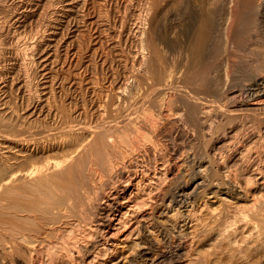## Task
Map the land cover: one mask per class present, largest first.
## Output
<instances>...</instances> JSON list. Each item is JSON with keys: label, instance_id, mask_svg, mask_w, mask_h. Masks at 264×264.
I'll use <instances>...</instances> for the list:
<instances>
[{"label": "bare ground", "instance_id": "obj_1", "mask_svg": "<svg viewBox=\"0 0 264 264\" xmlns=\"http://www.w3.org/2000/svg\"><path fill=\"white\" fill-rule=\"evenodd\" d=\"M87 1L0 0V69L4 50L30 100L0 104V264H264V0H92V118L33 97L25 59L48 65L43 38Z\"/></svg>", "mask_w": 264, "mask_h": 264}, {"label": "rangeland", "instance_id": "obj_2", "mask_svg": "<svg viewBox=\"0 0 264 264\" xmlns=\"http://www.w3.org/2000/svg\"><path fill=\"white\" fill-rule=\"evenodd\" d=\"M91 4V5H90ZM81 5V6H80ZM89 7H88V6ZM78 6V7H77ZM84 6V7H83ZM83 7V8H82ZM76 8V9H75ZM75 8L73 9V11L70 13V14H68L66 17L64 16V17H61V18H58V20H57V25H58V27L56 28V31H55V35L54 36H52L51 38H50V40L49 41H44V39H45V37L43 38V41H42V43H43V46H42V51H43V53L45 52V54L47 53L48 54V52H49V56L51 57L50 59L51 60H49V64L50 65H53L54 63V65L53 66H51L50 68H49V64L48 65H46V66H42L43 64H42V62H40V61H37V59H36V56H33V57H35V58H33L32 56H30V55H32V53H33V50L35 49V48H33V50H31L30 52H28L26 55H25V59H26V61H27V66L28 65H31V66H28V67H26V72H28V74L26 75V76H28L27 77V80H28V78H29V80H30V78H31V80L30 81H28V83L29 82H31L30 84H29V86H30V90H32L33 92H35L36 93V95H35V93L33 94L32 92H31V94H32V96L33 97H35V96H37L38 97V99L41 101V100H45V98L48 100L47 102L51 105L52 104V106H54V104H55V106L57 107L58 106V108L59 107H61V108H63V109H65L66 110V112L67 113H70L69 115H71V116H73V117H76L77 115H78V113L79 114H83V115H86V116H88L87 118H92V115H90V114H92V110H90V109H92V103L93 102H95V100H96V94H92V87H90V86H92L90 83L93 81V82H97V85L98 86H100V85H102V84H104V83H106L107 81L106 80H108V79H106V78H108L107 76L109 75V68H108V66H106V67H102V68H100L99 66H97L96 68H94V70L92 71V63H93V60H92V54H94V53H96L95 51H97V50H100L101 49V47H100V45L98 44V42H97V36H96V34H97V30H95L96 28H95V13L93 12V7H92V0H88L85 4H78V5H76L75 6ZM81 8V9H80ZM220 8H222V10L220 9ZM80 9V10H79ZM81 10H82V12L83 13H81ZM218 11H216V13H217V15H216V21H217V25L219 24L220 26H222L221 27V31H222V28L224 27V20L222 19L223 17H224V15H225V10H224V6H222L221 5V7L219 6V8L217 9ZM85 11V12H84ZM76 12V14H75V17H74V13ZM80 12V13H79ZM92 12V13H91ZM94 13V14H93ZM221 14L220 16H219V14ZM224 15H223V14ZM78 14L80 15V14H84V15H80V16H78ZM70 15V16H69ZM94 15V16H93ZM72 17H74V18H72ZM84 17V18H83ZM88 17V18H87ZM94 19H92V18ZM222 17V18H221ZM64 20H63V19ZM68 18V19H67ZM77 18H79V19H77ZM81 18H83L84 20H82ZM57 19V18H56ZM72 19V20H71ZM89 19V20H88ZM80 20V21H79ZM222 20H223V22H222ZM65 21V22H64ZM82 21H83V23H82ZM91 21H92V25L90 24L91 23ZM63 22V23H62ZM61 23V24H60ZM74 23V24H73ZM223 23V24H222ZM65 24V25H64ZM72 25V26H71ZM91 25V26H90ZM219 25H218V28H220L219 27ZM62 26V27H61ZM77 26V27H76ZM86 27V28H85ZM81 28V29H80ZM224 29V28H223ZM57 30H59V31H57ZM94 30H95V32H94ZM3 34V35H2ZM1 35V38H0V42L1 41H3L4 39L6 40V42L8 43V44H5L6 42L5 41H3L4 42V44H3V42H1V44H0V47L3 49L4 47H6V49H4V50H6L7 51V47H9V42L8 41H10V34L7 36L6 34H4V33H1L0 34ZM4 35H6L5 37H3ZM75 36V37H74ZM96 36V37H95ZM57 37V38H56ZM7 38V39H6ZM8 38H9V40H8ZM56 38V39H55ZM62 38V39H61ZM70 38V39H69ZM181 40H183V35H179V34H177V39H176V41H179L180 39ZM2 39V40H1ZM53 39V40H52ZM60 39V40H59ZM56 40V41H55ZM76 41H78V42H76ZM32 45H34L35 44V42H37V38L35 39V40H30L29 41ZM57 42V47H56V43ZM66 42V43H65ZM96 42V43H95ZM29 43V44H30ZM46 43V44H45ZM52 43V45H50V44ZM94 43H95V45H94ZM3 44V45H2ZM68 44V45H67ZM70 44V45H69ZM97 44V45H96ZM2 45V46H1ZM46 45V46H45ZM50 45V46H49ZM59 45V46H58ZM65 45V46H64ZM99 45V46H98ZM103 45L106 47H104V46H102V48L104 49V50H102L103 51V54L104 53H106V54H108V55H106L107 56V64L109 65V63H110V61H111V59L113 58V53L110 51V50H107V49H109V47H108V45H107V43H105V41H103ZM35 46V45H34ZM49 46V47H48ZM97 46V47H96ZM52 47V48H51ZM55 47V48H54ZM108 47V48H107ZM54 48V49H53ZM70 48V49H69ZM94 48H98V49H94ZM100 48V49H99ZM44 49V50H43ZM77 49V50H76ZM93 49H94V51H93ZM3 50V55H2V59H3V56H4V54H5V56H4V60H3V62H2V66H4V67H2L1 69H0V104H3L4 102H6V104L8 105V107H12L13 109H14V107H15V110H13L14 112L16 111L17 112V110H18V112L16 113V114H20V115H23L24 113H25V110H26V108L30 105V100L29 99H27L26 98V96H24L20 91H19V89H16L17 88V86H16V78H17V72H16V69L14 68V66H12V63H11V60H9V58H10V56L8 55V54H6V52ZM47 50H49V51H47ZM54 50H58V51H54ZM75 50V51H74ZM92 50V51H91ZM50 51H51V53H50ZM54 51V53H52ZM74 51V52H73ZM81 51V52H80ZM86 51V52H85ZM5 52V53H4ZM55 53H56V55H55ZM57 53H58V55H57ZM60 53V54H59ZM70 53V54H69ZM76 53V54H75ZM91 53V54H90ZM8 55V56H7ZM54 55H55V57H54ZM26 56H28V57H26ZM29 56H30V58H29ZM58 56V58H56ZM75 58H74V57ZM77 56V57H76ZM79 56V57H78ZM85 56V57H84ZM109 56V57H108ZM9 57V58H8ZM60 57V58H59ZM64 57V58H63ZM32 58H33V60H32ZM56 58V59H55ZM27 59H29V60H27ZM35 59V60H34ZM53 59V60H52ZM55 59V60H54ZM58 59V60H57ZM59 59H61V60H59ZM63 59H64V63H63ZM67 59V60H66ZM77 59V60H76ZM109 59H110V61H109ZM57 60V61H56ZM70 60V61H69ZM88 60V61H87ZM90 60V61H89ZM25 61V62H26ZM31 61V62H30ZM52 62V64H51V62ZM56 61V62H55ZM67 61V62H66ZM85 61H87L88 63H86ZM9 62V63H8ZM28 62H30V64L28 63ZM32 62H34V63H32ZM58 62V63H57ZM37 63V64H36ZM80 64V65H79ZM84 64H85V66H84ZM89 64V65H88ZM34 65V66H33ZM39 65H41V66H39ZM59 65V66H58ZM62 65V66H61ZM76 65V66H75ZM58 66V67H57ZM61 66V67H60ZM79 66V67H78ZM35 67V68H34ZM44 67H46V68H44ZM53 67V68H52ZM57 67V68H56ZM88 67V68H87ZM114 67V66H113ZM29 68V69H28ZM43 68V69H42ZM50 69V70H47V69ZM52 68V69H51ZM73 68V69H72ZM106 68V69H105ZM4 69V70H3ZM44 69H46L45 71L46 72H44ZM14 70H15V72H14ZM35 70V71H34ZM69 70H71L70 72H69ZM3 71V72H2ZM43 71V72H42ZM48 71V72H47ZM61 71V72H60ZM7 72V73H6ZM52 74H51V73ZM56 72V73H55ZM217 72H218V70H217ZM16 73V74H15ZM30 73V74H29ZM32 73V74H31ZM64 73V74H63ZM101 73V74H100ZM34 74V75H33ZM42 74V75H41ZM69 74V75H68ZM73 74V75H72ZM5 75V76H4ZM14 75H15V77H14ZM52 75V76H51ZM55 75H58V76H55ZM68 75V76H67ZM83 75V76H82ZM12 76V77H11ZM37 76V77H36ZM63 76V77H62ZM90 76V77H89ZM102 76V77H101ZM215 76L216 77H218V73H216L215 74ZM51 79H50V78ZM54 77H56V80H55V78ZM68 77H69V80H68ZM81 77H82V79H81ZM104 77H106V78H104ZM215 77V78H216ZM3 78V79H2ZM15 80H14V79ZM72 80H71V79ZM84 78V79H83ZM94 80H93V79ZM102 78H104V79H106L105 81H104V79H102ZM67 79V80H66ZM216 79H218V78H216ZM34 80H35V82H34ZM38 80V81H37ZM59 80H61V81H59ZM71 80V81H70ZM76 80V81H75ZM83 80V81H82ZM52 81H53V84H52ZM79 81V82H78ZM81 81V82H80ZM86 81V82H85ZM1 82H4V83H1ZM10 82V83H9ZM58 82V83H57ZM71 82H72V84H71ZM90 82V83H89ZM12 83V84H11ZM69 83V84H68ZM77 83V84H76ZM82 83V84H81ZM85 83V84H84ZM7 84V85H6ZM55 84V85H54ZM56 84H58V85H56ZM62 86H61V85ZM80 84V85H79ZM33 85V86H32ZM43 85H44V87H43ZM78 85V86H77ZM89 85V86H88ZM4 88H3V87ZM5 86H6V88H5ZM46 86V87H45ZM51 86H53L52 88H51ZM61 86V87H60ZM71 86V87H70ZM84 86V87H83ZM61 88V90L59 89V88ZM79 87H81V88H79ZM87 87V88H86ZM12 88V89H11ZM44 88H47V90H45ZM51 88V89H50ZM64 88V89H63ZM73 88V89H72ZM3 89H5V90H3ZM36 89V90H35ZM43 89H44V92H43ZM53 89V90H52ZM75 89V90H74ZM7 90V91H6ZM18 90V91H17ZM40 90V91H39ZM49 90H50V92H49ZM63 90V91H62ZM46 91V92H45ZM10 92V93H9ZM12 92V93H11ZM43 92V93H42ZM52 92H53V95H52ZM80 92V93H79ZM91 94H90V93ZM47 94V93H50V94H47V96L46 95H43V94ZM58 93V94H57ZM60 93V94H59ZM62 93H63V95H62ZM14 94H16V96L14 97ZM22 94V95H21ZM40 94V95H39ZM81 94V95H80ZM67 95V96H66ZM83 95V96H82ZM21 96H23V97H21ZM42 96H44L43 98H42ZM46 96V97H45ZM54 96H56V97H54ZM64 96V97H63ZM95 96V97H94ZM50 97H52L51 99H50ZM71 97V98H70ZM18 98V99H17ZM36 98V97H35ZM41 98V99H40ZM56 98V99H55ZM73 98V99H72ZM83 98V99H82ZM94 98V99H93ZM37 99V98H36ZM92 99H93V101H92ZM18 100V101H17ZM54 100V101H53ZM1 101H3V103L1 102ZM50 101H51V103H50ZM53 101V102H52ZM77 101V102H76ZM56 102V103H55ZM83 102V103H82ZM9 103H11L10 105H9ZM21 103V104H20ZM85 103V104H84ZM5 103H4V105H6ZM17 104V105H16ZM28 105V106H26L25 107V105ZM60 104V105H59ZM66 104V105H65ZM83 104H84V106H85V108H84V106H83ZM22 105V106H21ZM65 105V106H64ZM80 105V106H79ZM91 105V106H90ZM63 106V107H62ZM90 106V107H89ZM19 107V108H18ZM24 107H25V109H24ZM67 107H68V109H67ZM75 107V108H74ZM87 107V108H86ZM11 108V109H12ZM24 109V110H22V109ZM84 108V109H83ZM89 108V109H88ZM78 109H79V111H78ZM87 109V110H86ZM70 110H71V112H70ZM82 110H83V112L84 113H82ZM89 110L91 111V113L89 112ZM89 112V113H88ZM74 113H77V114H74ZM86 113V114H85ZM73 114V115H72ZM76 115V116H75ZM89 115L91 116V117H89ZM41 116H43V115H41ZM44 117V116H43ZM46 117V116H45ZM44 117V118H45ZM51 117H53V116H50V117H46V121L48 122V123H53L55 120H57L58 118H57V116H55V117H53V118H51ZM77 119V118H76ZM53 120V121H52ZM188 150V147H186L185 148V150ZM189 172V173H188ZM186 174H188V175H185L184 174V178L182 177L181 178V180H178L177 182H175V183H172V185H170L169 186V188H168V191H169V193H167V196H169V194H171L172 193V191L178 186V184H183L182 182H184V180H186L187 178H189V174H190V171H188ZM153 174H154V172H152ZM151 173V174H152ZM155 173H156V175H155V179H156V177H158L160 174H159V169L157 170V171H155ZM103 174V175H102ZM150 174V177H152V175ZM104 175H106V174H104V173H100L99 174V176L97 177L98 178V180L99 181H106L107 180V176H106V178H104L105 176ZM104 176V177H103ZM102 178V179H101ZM119 179V178H118ZM117 178H114V180L110 183V184H108V185H106V186H103V188L101 187L100 188V190H99V188H98V190H96L95 188H92V190L94 191H96V193H94V194H92V196H93V198H92V204L93 205H95V203L96 204H100L101 203V201L103 202L104 200H105V198L106 197H108V195L110 194L109 192L110 191H112V189L114 188V186L115 185H117V183L119 182H121V181H123V180H118ZM184 179V180H183ZM164 180V179H163ZM163 180H161L157 185H155V186H152V187H154V188H151V191L153 192V191H155V190H159L160 189V187H161V185H163L162 183H164L163 182ZM116 181H118V182H116ZM137 180H135V181H133V183H135ZM182 181V182H181ZM179 182H181V183H179ZM116 183V184H115ZM135 185V184H134ZM134 185H132L131 187H130V189L126 192V196L128 197V193L130 192V190H133V187H134ZM177 185V186H176ZM160 186V187H159ZM171 186L173 187V188H171ZM175 186V187H174ZM94 187H95V185H94ZM97 187V186H96ZM99 187V186H98ZM111 188V189H110ZM157 188V189H156ZM192 188V187H191ZM108 189V190H107ZM93 191H92V193H93ZM94 191V192H95ZM98 191H100V192H98ZM134 191V192H133ZM132 191V193H130V194H132V196L129 198V201H133V199L135 198V194L137 193L135 190H133ZM102 192V193H101ZM97 193H98V196H97ZM143 193V195H141ZM149 192H145V194H144V192H139V193H137V195H139V197H143L145 200H146V202H147V204H151L152 203V201H150V198H149V196L148 195H150V194H148ZM151 193V192H150ZM96 194V195H95ZM147 194V195H146ZM100 195V196H99ZM141 195V196H140ZM132 197H134V198H132ZM141 197V198H142ZM101 200H100V199ZM148 198V199H147ZM97 200H98V202H97ZM149 202V203H148ZM151 202V203H150ZM123 232V231H122ZM223 261V260H222ZM224 262V261H223ZM222 263V262H221ZM218 264V263H217ZM220 264V263H219Z\"/></svg>", "mask_w": 264, "mask_h": 264}]
</instances>
